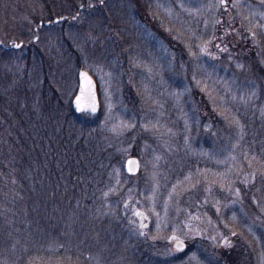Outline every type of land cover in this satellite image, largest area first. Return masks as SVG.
<instances>
[{
  "label": "rangeland",
  "instance_id": "rangeland-1",
  "mask_svg": "<svg viewBox=\"0 0 264 264\" xmlns=\"http://www.w3.org/2000/svg\"><path fill=\"white\" fill-rule=\"evenodd\" d=\"M68 3L80 5L11 0L0 47L39 34L44 46L72 50L66 72H48L56 100L65 94L71 107L79 68L96 78L100 110L86 118L116 152L99 189L104 208L122 199L150 248L147 264H229L224 250L242 241L264 264V0H103L36 35ZM28 50L9 49L0 66L22 65ZM131 155L136 174L124 167Z\"/></svg>",
  "mask_w": 264,
  "mask_h": 264
},
{
  "label": "trees",
  "instance_id": "trees-1",
  "mask_svg": "<svg viewBox=\"0 0 264 264\" xmlns=\"http://www.w3.org/2000/svg\"><path fill=\"white\" fill-rule=\"evenodd\" d=\"M74 2L80 5L68 3L66 19L74 20L101 0ZM10 3L0 0V13L5 7L11 12ZM18 9L23 12L20 3ZM39 28L31 29L37 35ZM23 46L29 50L22 65L0 66V264L150 263L144 234L130 224L122 199L113 196L111 210L104 208L99 189L107 182L110 156L116 152L96 135V120L94 129L86 118L97 115L76 113L65 94V102H58L55 86L52 90L48 72H66L64 58L72 50L44 46L40 36ZM11 48L19 49L0 47V61ZM12 69H21V74ZM258 73L264 79L261 65ZM234 245L224 250L235 258L229 264H253L252 256L242 252L246 242Z\"/></svg>",
  "mask_w": 264,
  "mask_h": 264
},
{
  "label": "water",
  "instance_id": "water-1",
  "mask_svg": "<svg viewBox=\"0 0 264 264\" xmlns=\"http://www.w3.org/2000/svg\"><path fill=\"white\" fill-rule=\"evenodd\" d=\"M101 2H103V0H101ZM83 7V5H81V8ZM65 18L64 15L60 16V17H55L53 21L51 20H40L39 21V26H43L45 25H49L51 22H58L59 20H63ZM39 36L37 35L35 37V40H38ZM2 42L0 41V44ZM18 45V46H17ZM24 45V41H11L9 47H15V48H19L21 46ZM86 74L88 78H90L91 81V86H90V93L92 96V100L89 101L88 99L84 98L81 96V93H86L87 90L89 89V85L87 84V82L84 79V75ZM77 79H78V86L76 89V92L74 94V96L72 97L71 100V104H72V109L77 112V113H88L90 115H97L99 113L100 110V95H99V91H98V83L96 78L94 77V75L85 67H80L77 73ZM80 100V104L79 106L77 105V101ZM92 104L94 106V109L92 107L89 106V104ZM125 170L127 173L129 174H136L138 173L139 169H140V161L139 158L136 155H131L129 157H127V159L125 160ZM178 245H180V247H178ZM175 246L179 249H183L185 247V243L183 241H176L175 242Z\"/></svg>",
  "mask_w": 264,
  "mask_h": 264
},
{
  "label": "snow or ice",
  "instance_id": "snow-or-ice-1",
  "mask_svg": "<svg viewBox=\"0 0 264 264\" xmlns=\"http://www.w3.org/2000/svg\"><path fill=\"white\" fill-rule=\"evenodd\" d=\"M17 46H18V45H17ZM83 75H84V79H85V81H86L87 84L89 85V89L87 90L86 93H81V96L84 97V98H86V99H88L89 101H91V100H92V96H91V93H90L91 81H90V78H88L86 74H83ZM80 102H81L80 100L77 101V105H78V106H79ZM89 106L92 107L93 110H95V109H94V106H93L91 103L89 104ZM135 215H137V216H142V213H140V212H136ZM173 239H175V237H173ZM178 247H180V245H178Z\"/></svg>",
  "mask_w": 264,
  "mask_h": 264
},
{
  "label": "bare ground",
  "instance_id": "bare-ground-1",
  "mask_svg": "<svg viewBox=\"0 0 264 264\" xmlns=\"http://www.w3.org/2000/svg\"><path fill=\"white\" fill-rule=\"evenodd\" d=\"M99 2H100V0H99ZM10 45V44H9Z\"/></svg>",
  "mask_w": 264,
  "mask_h": 264
}]
</instances>
